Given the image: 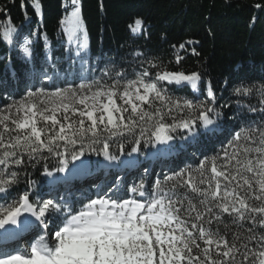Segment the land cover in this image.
<instances>
[{"label": "snow or ice", "instance_id": "6c2138e0", "mask_svg": "<svg viewBox=\"0 0 264 264\" xmlns=\"http://www.w3.org/2000/svg\"><path fill=\"white\" fill-rule=\"evenodd\" d=\"M72 4L76 7L66 23L77 33L78 0ZM140 28L136 21L133 31ZM14 31L6 28L4 39L11 42ZM27 45L23 51L30 56ZM148 76L147 70L132 79L117 72L111 84L95 80L51 92L39 88L6 105L0 110V194L7 199L19 183L17 169L33 163L56 161L54 171L44 164L46 177L64 173L69 158L80 160L86 152L117 164L119 156L110 151L109 141L135 137L131 155L140 151L141 140L164 145L177 130L192 134L198 122L211 126L220 116L211 88L208 102L194 103L158 86L166 81L197 90L199 73ZM258 91L264 105V86ZM252 93L251 87L236 89L240 96ZM248 110L264 113V106ZM117 147L123 155L124 143ZM28 183L35 186L36 181ZM79 203L83 206L77 208L63 198L33 201L29 192L0 203V240L19 237L10 226L29 224L21 221L26 214L44 229L27 248L0 247V264H264V116L232 133L196 168L186 167L151 186L143 179L130 188L117 182Z\"/></svg>", "mask_w": 264, "mask_h": 264}, {"label": "trees", "instance_id": "16d2710c", "mask_svg": "<svg viewBox=\"0 0 264 264\" xmlns=\"http://www.w3.org/2000/svg\"><path fill=\"white\" fill-rule=\"evenodd\" d=\"M35 2L40 5L38 9L33 7ZM78 6L81 29L73 33L66 23L76 7L72 0H0V110L26 96L24 89L37 91L35 77L42 70L66 74L64 81L52 78L44 84L49 92L95 80L111 84L117 72L132 79L147 70L153 80L160 71L199 73L197 90L166 81L158 82V86L169 96L194 103L208 102L207 90L211 88L220 112L213 125L205 127L198 122L192 134L177 130L167 144L141 140L140 151L131 155L128 153L135 137L109 141L119 163L86 152L81 159L90 161V170L105 165L110 171L131 164L136 170L144 168L137 173L142 172L141 178L152 183L147 173L154 164L169 159L168 167L183 166L176 172L196 168L201 160L224 147L232 133L253 121L260 122L264 116L248 110L264 106L258 91L264 86V0H78ZM136 21L141 22L139 31H133ZM8 27L15 29L11 42L4 39ZM25 41L30 56L23 51ZM241 87L253 88L252 95H237L236 89ZM117 142L124 143L123 155ZM78 161L69 158L67 171L59 174L60 181L69 174H82ZM45 163L54 171V159L17 169L19 183L10 189L7 199L0 194V203L18 199L24 192L30 193L31 200H40L47 184ZM29 180L36 181L35 186ZM42 200L48 199L43 195Z\"/></svg>", "mask_w": 264, "mask_h": 264}, {"label": "rangeland", "instance_id": "374dc122", "mask_svg": "<svg viewBox=\"0 0 264 264\" xmlns=\"http://www.w3.org/2000/svg\"><path fill=\"white\" fill-rule=\"evenodd\" d=\"M15 43H17V44H15V46L18 47V43L19 42L17 41ZM45 76H48V75L41 74V75L38 76V79H40L41 82H44L45 80H47L45 78ZM48 77H50V76H48ZM57 77L61 78V77H64V75L63 74L62 75H57ZM88 165H89V161L88 160H85V159L80 160V161L77 162V166L82 167V168H85V169L88 168ZM161 171H162V169H161ZM59 174H61V173H55L54 176H52V177H46V181L47 182H49V181H57L59 179ZM123 179L119 178L117 180L119 182V184H122L123 185V183H122L123 182ZM99 180H100V178H99ZM102 182H104V178H102L100 180V183H102ZM94 183H95L94 177H91V178L85 180V182L83 184H85V185H92ZM53 192H55V191H53ZM47 194H50V197L53 198V197H57V196H60V197L63 196L64 192L62 190H59L56 193H52V194H55V195H52L50 193V191H49V193H47ZM66 194H68V193H66ZM27 217H28L27 215H25L24 217H21V221H24ZM10 227H13V226H10ZM22 239L23 238L21 237L20 240H22Z\"/></svg>", "mask_w": 264, "mask_h": 264}]
</instances>
